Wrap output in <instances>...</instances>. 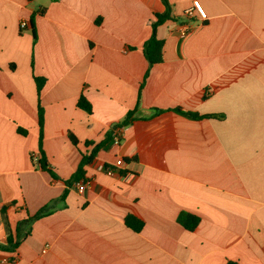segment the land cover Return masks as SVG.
Listing matches in <instances>:
<instances>
[{"label": "crops", "instance_id": "0c3cea01", "mask_svg": "<svg viewBox=\"0 0 264 264\" xmlns=\"http://www.w3.org/2000/svg\"><path fill=\"white\" fill-rule=\"evenodd\" d=\"M168 1L178 18L157 29L163 61L149 69L143 46L162 0H0V243L104 143L85 167L91 187L68 188L0 264H264V0ZM194 1L206 20L186 15ZM35 76L46 79L42 146L58 179L38 165ZM119 158L123 176L107 175ZM183 212L200 218L194 231Z\"/></svg>", "mask_w": 264, "mask_h": 264}, {"label": "trees", "instance_id": "16d2710c", "mask_svg": "<svg viewBox=\"0 0 264 264\" xmlns=\"http://www.w3.org/2000/svg\"><path fill=\"white\" fill-rule=\"evenodd\" d=\"M166 10L163 13H155L154 14V21L152 23V35L151 37L144 43L143 52L144 55L149 63V69L156 64H159L163 61V45L164 41L157 37V29L165 24L169 20H177L178 17L172 15V8L168 0H162ZM43 14V11H39L33 14L30 18V27L33 32L34 40H36V31H35V19L37 15ZM99 23V21H97ZM148 73L146 74L147 77ZM35 83L37 85V94H38V112H39V126H40V136H39V155H38V165L39 168L49 172L53 178L58 179L57 175L54 173L46 155L43 150L42 146V139H43V126H44V109L40 103V94L42 88L45 84L46 79L42 77H34ZM145 81L141 84L140 93L142 88L144 87ZM206 97V96H205ZM78 106L87 112H91V105L86 99L84 95H81L78 101ZM175 112L182 114L184 116H188L192 119H202V118H216L219 117L218 115H199L196 112H187L183 111L181 108L174 109ZM134 112L128 113L126 118L120 123L118 127H126L128 126L133 120ZM117 128V127H116ZM70 140L74 145H78V140L74 135H70ZM87 145L93 144L90 142L86 143ZM104 146V143H99L94 146L92 151L88 154H83V158L78 166L76 172L72 175L69 180H66L65 183L67 185V189L65 190L64 194L61 198L51 202L41 208L34 216H28L26 219L20 221L13 231L9 226H7L8 230V237L7 242L5 244L0 243V250L5 252H15L16 249L21 244L22 240L28 234L29 228L31 224L40 219L43 216H46L54 210V205L57 201H61L65 198L68 188H71L75 182H78L86 175L85 167L96 157L98 151ZM3 213L6 212V207L2 209ZM125 222L128 227H130L135 232H140L143 229L144 222L133 215H128L125 218ZM178 222L187 230L194 231L200 222V218L183 212L178 217ZM226 264H238L235 261L228 260Z\"/></svg>", "mask_w": 264, "mask_h": 264}, {"label": "built area", "instance_id": "2783aa9c", "mask_svg": "<svg viewBox=\"0 0 264 264\" xmlns=\"http://www.w3.org/2000/svg\"><path fill=\"white\" fill-rule=\"evenodd\" d=\"M198 14L200 19L202 21L206 20L207 15L206 12L204 11L202 5L200 4L199 1H194L193 2V6L186 12V15L189 17L194 16V14ZM21 28L24 29L27 27V22L23 21L21 23ZM190 29L189 25H184L182 27V34H186V32H188ZM122 128H117L114 130L113 132V143L116 145H119L121 140H122ZM124 160L122 158H119L116 163L115 166H108V167H102V170L105 171V173L109 176H113V175H122V168L124 166ZM123 176V175H122ZM93 183V179L90 177H84L81 180H79L78 182H75L73 184V188L80 194L85 193L92 185ZM47 247L44 248L43 252H46ZM1 264H21L20 260L18 257H13L10 260H3L1 261Z\"/></svg>", "mask_w": 264, "mask_h": 264}]
</instances>
